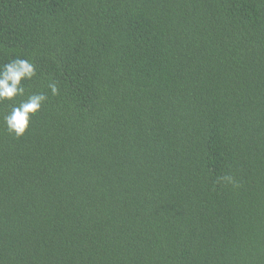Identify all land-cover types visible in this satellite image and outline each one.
<instances>
[{
  "label": "trees",
  "instance_id": "16d2710c",
  "mask_svg": "<svg viewBox=\"0 0 264 264\" xmlns=\"http://www.w3.org/2000/svg\"><path fill=\"white\" fill-rule=\"evenodd\" d=\"M16 56L0 264H264V0H0Z\"/></svg>",
  "mask_w": 264,
  "mask_h": 264
},
{
  "label": "clouds",
  "instance_id": "9594fccd",
  "mask_svg": "<svg viewBox=\"0 0 264 264\" xmlns=\"http://www.w3.org/2000/svg\"><path fill=\"white\" fill-rule=\"evenodd\" d=\"M37 76L36 65L30 58L16 56L9 62L0 64V103L11 105L10 111L3 116V124L9 134L19 138L25 135L29 129L32 118L43 110L49 100L46 92L28 93L25 82ZM51 96L60 95L55 82L48 84ZM18 98L19 99L17 102ZM222 182L231 184L234 188L239 187L232 176H223Z\"/></svg>",
  "mask_w": 264,
  "mask_h": 264
}]
</instances>
